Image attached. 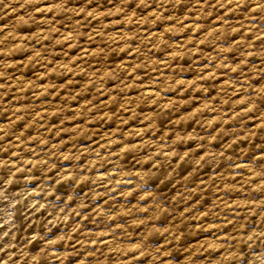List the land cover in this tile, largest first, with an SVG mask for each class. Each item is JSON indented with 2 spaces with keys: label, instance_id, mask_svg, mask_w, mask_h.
I'll use <instances>...</instances> for the list:
<instances>
[{
  "label": "rangeland",
  "instance_id": "374dc122",
  "mask_svg": "<svg viewBox=\"0 0 264 264\" xmlns=\"http://www.w3.org/2000/svg\"><path fill=\"white\" fill-rule=\"evenodd\" d=\"M0 264H264V0H0Z\"/></svg>",
  "mask_w": 264,
  "mask_h": 264
}]
</instances>
